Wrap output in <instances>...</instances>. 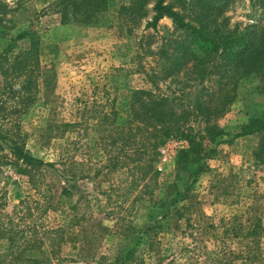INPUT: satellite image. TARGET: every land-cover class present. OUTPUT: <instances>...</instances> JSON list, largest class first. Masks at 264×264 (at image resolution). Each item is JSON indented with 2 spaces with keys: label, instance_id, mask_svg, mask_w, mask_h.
<instances>
[{
  "label": "rangeland",
  "instance_id": "1",
  "mask_svg": "<svg viewBox=\"0 0 264 264\" xmlns=\"http://www.w3.org/2000/svg\"><path fill=\"white\" fill-rule=\"evenodd\" d=\"M0 1L7 5L0 16L8 31L0 51L23 30H33L40 41L39 68L31 74L36 88L32 82L26 94L32 100L0 122L4 129L14 124L15 133L19 126L25 148L46 163L23 173L0 147V252L12 242L25 248L24 257L53 264H264V152L255 155L261 139L234 137L264 110V70L236 76L235 99L210 120L224 134L211 142V130L187 104L202 86L211 87L207 95L215 91L219 74L199 83L187 73V62L170 75L174 63L162 50L171 51L174 40L185 36L167 17L147 28L151 4L146 16L132 15V22L119 11L130 0H109L103 20L86 27L62 24L55 0ZM168 1L196 24L193 0H184L185 10L180 0ZM220 5L216 20L227 18L236 35L248 25L256 32L264 26V12L251 0ZM27 43L18 42L6 55L18 59ZM24 75L8 81L17 88ZM136 91L177 97L173 107L190 111L182 132L153 149L152 136L134 121ZM9 99L13 105L18 97ZM193 135L212 151L190 183L178 169L177 154L163 159L160 149L168 139L189 142ZM188 186L175 204L183 208L162 217L165 201Z\"/></svg>",
  "mask_w": 264,
  "mask_h": 264
},
{
  "label": "trees",
  "instance_id": "2",
  "mask_svg": "<svg viewBox=\"0 0 264 264\" xmlns=\"http://www.w3.org/2000/svg\"><path fill=\"white\" fill-rule=\"evenodd\" d=\"M180 1L185 10V1ZM228 1L193 0L196 6L194 11L196 24L187 21L186 13L180 11L174 2L168 0H130L128 5L122 4L119 6V11L128 14V18H131L132 21V15L138 16L139 19L146 16L148 12L147 4H151L149 7L151 15L146 21L147 28L156 29L158 21L163 17H167L174 23L175 30L182 31L180 33L182 35H179V37L185 36V39L181 43L176 38L174 40L175 46L171 51L170 49L162 50L165 60L169 61L171 59L174 63L169 70L170 75L187 62H189L187 73L198 77L201 80L199 83L206 78L211 80V76L219 74L214 82L215 91L207 95L206 92L211 87L202 86L199 91L200 94L194 100L189 101L192 103L187 104V108L193 107L195 110L196 118L199 115L202 116L203 121L207 124L205 129L211 130L209 137L211 142L224 134L223 129L217 124L212 125L210 120L222 115L235 99L237 84L234 83V79L236 76L250 74L254 71L260 73L264 70V26L256 32L253 28L254 25H248L240 36L236 35V29H228L227 18H224L221 22L215 18V15H218L221 9L220 4H226ZM251 1L254 7L264 12V0ZM109 3V0H55L53 11L60 15L62 24L89 27L98 25L103 20L110 7ZM6 6L4 2L0 1V9L6 8ZM2 22L3 18L0 16V37H6L8 31L2 29ZM20 41L28 42V45L24 46L22 55L18 59L11 61L6 55V51L12 49ZM39 43L40 41L33 30H23L11 38L6 47L0 51V75L3 79V84L0 86V113L2 114L0 120H5L6 112H16L19 110L17 106H20V104L26 106L28 101L32 100L26 94L32 90V82L34 91L36 88L34 81L31 79V74L39 68ZM241 44L242 46L239 49L233 48ZM175 51H177L176 56L173 55ZM22 73L25 74L23 76L24 80L17 88H14L13 83L8 80L10 77L20 76ZM35 77L33 76L34 79ZM134 93L135 99L131 105L134 110V121H140L142 131L152 136L154 139L153 149L157 148L167 136L177 134L179 131L182 132L190 111H186L188 110L186 108L178 112L173 107V100L177 97L171 98V96L162 93L155 94L151 91H136ZM141 95H147L149 98L143 100ZM206 95L210 97L209 102L203 100ZM3 96L6 99H3ZM9 97H18V100L11 105ZM9 107L14 108L9 109ZM259 111L257 115L255 113L249 118V122L234 137L259 134L261 141L255 155L260 157L259 154L264 152V110ZM13 126L4 129L3 123L0 122V147L7 148V151L16 160L15 162L19 164L21 172L29 174L34 169H40L46 163L25 148L23 139H20L19 126L17 133L11 131ZM188 140L189 147L179 151L176 163L180 171H185L190 176V183H194L204 170L203 159L212 149L209 150L205 147L204 143L194 135L189 136ZM189 188L190 186L184 190L174 191L173 195L163 204V210H165L162 212V217H167L173 209L178 212L183 208L175 205L178 201L177 196L185 193ZM170 190L172 188H169ZM23 251H25V248H15L11 242L6 251L0 252V264H53L48 258L24 257ZM130 253L131 251H128L129 255ZM123 262L124 260L120 264Z\"/></svg>",
  "mask_w": 264,
  "mask_h": 264
},
{
  "label": "built area",
  "instance_id": "3",
  "mask_svg": "<svg viewBox=\"0 0 264 264\" xmlns=\"http://www.w3.org/2000/svg\"><path fill=\"white\" fill-rule=\"evenodd\" d=\"M189 147V142L186 139H168L165 144L161 147V152L164 158L170 157L172 155L178 154L179 151L187 149Z\"/></svg>",
  "mask_w": 264,
  "mask_h": 264
}]
</instances>
